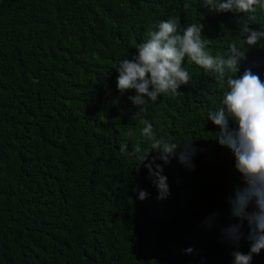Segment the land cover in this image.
<instances>
[{
  "label": "trees",
  "instance_id": "trees-1",
  "mask_svg": "<svg viewBox=\"0 0 264 264\" xmlns=\"http://www.w3.org/2000/svg\"><path fill=\"white\" fill-rule=\"evenodd\" d=\"M185 2L0 0V264H231V247L200 225L213 211L232 222L227 197L239 183L206 115L226 80L186 58L191 79L179 94L146 101L157 135L201 149L191 170L176 159L164 167L166 200L139 159L147 145L127 99L134 90L116 89L119 60L161 20H201L213 55L264 25L261 10L250 18ZM239 67L264 79V47ZM138 188L150 195L139 200ZM252 264H264V250Z\"/></svg>",
  "mask_w": 264,
  "mask_h": 264
},
{
  "label": "clouds",
  "instance_id": "clouds-1",
  "mask_svg": "<svg viewBox=\"0 0 264 264\" xmlns=\"http://www.w3.org/2000/svg\"><path fill=\"white\" fill-rule=\"evenodd\" d=\"M189 6L186 0L184 7ZM199 7L214 13L249 14L251 18L257 10L264 12V0H199ZM203 28L201 20L183 28L175 17L161 20L134 52L119 60L116 89L119 93L134 90L127 99L136 109L132 119L143 125L140 134L147 145L139 159L147 168L157 199L166 200L171 188L164 167L176 159L191 170L201 149L192 140L175 142L157 135L144 117L146 101L156 103L161 96L179 94L191 79L184 66L186 58L205 74L226 80L227 90L219 105L206 115L207 122L216 126L212 138L232 154L239 183L227 197L232 222L219 224V213L213 211L201 219L200 225L216 230L217 239L231 247V264H252L253 257L264 250V79L250 68L241 72L239 65L247 58L249 48L264 47V25L245 26L243 43L230 42L227 54L216 55L207 50ZM132 134L129 129L127 135ZM150 152L157 155L149 159ZM149 195L145 189H137L139 200ZM242 240L247 241V251L241 250ZM183 251L191 254L194 249L189 246Z\"/></svg>",
  "mask_w": 264,
  "mask_h": 264
}]
</instances>
